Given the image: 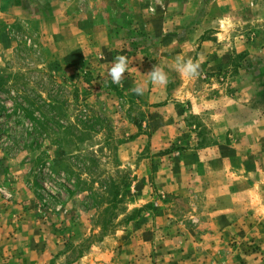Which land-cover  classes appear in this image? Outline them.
<instances>
[{"label": "rangeland", "instance_id": "374dc122", "mask_svg": "<svg viewBox=\"0 0 264 264\" xmlns=\"http://www.w3.org/2000/svg\"><path fill=\"white\" fill-rule=\"evenodd\" d=\"M15 1L47 18L38 30L0 15V264H170L162 237L197 227L211 202L252 200L230 186L264 179V0ZM121 54L132 64L117 85ZM177 56L200 75L184 78ZM155 65L164 86L147 82ZM97 115L108 127L75 125L97 129ZM195 150L210 158L183 159ZM221 175L223 192L204 195ZM179 177L185 192H166Z\"/></svg>", "mask_w": 264, "mask_h": 264}, {"label": "crops", "instance_id": "0c3cea01", "mask_svg": "<svg viewBox=\"0 0 264 264\" xmlns=\"http://www.w3.org/2000/svg\"><path fill=\"white\" fill-rule=\"evenodd\" d=\"M61 0H50L49 8H55ZM54 5V6H53ZM6 12H13L15 15L26 17L28 24L32 29H42L43 22L47 18V13L44 18L42 14H31L24 9L15 0H0V15H6ZM90 16L89 11L85 14ZM91 31L90 28L86 29ZM193 157L197 160H208V156L202 151H189L183 155V159ZM226 157V156H225ZM182 159V158H181ZM227 163V160H225ZM205 165V164H203ZM212 169V165L211 168ZM209 169V170H210ZM208 170V171H209ZM183 171V170H182ZM181 176V175H178ZM218 187L212 184L205 188L204 195L207 192H223L226 187V177L221 175ZM250 177V176H249ZM241 181V186L237 188L234 184L230 187L236 189L239 193L249 194L250 201H231L226 205L220 204L218 201L211 202L207 206V213L205 219H201L197 227L180 228L179 233L171 236L162 237L159 244V253L165 263L170 264H240L236 262L233 256L236 254L237 248L248 244H261L264 246V179L255 180L244 176H235ZM167 185L166 192L183 193L186 187L185 177L178 178L177 186L171 184V179L165 180ZM221 185V186H220ZM201 186V185H200ZM263 193V194H262ZM167 211L161 209L156 221L163 223L167 221ZM170 217V215H169ZM169 221V220H168ZM152 234V233H151ZM236 241L237 245H231L225 251L221 249L220 241ZM240 242V243H238ZM241 245V246H240ZM262 247V246H261ZM132 249L129 254L132 257ZM137 252V250H136ZM257 252V253H256ZM225 255L224 261L222 257ZM237 256V255H236ZM252 258H245L243 264H264V249L251 251L250 254L245 255ZM136 262V258H132ZM239 259V258H238Z\"/></svg>", "mask_w": 264, "mask_h": 264}, {"label": "clouds", "instance_id": "9594fccd", "mask_svg": "<svg viewBox=\"0 0 264 264\" xmlns=\"http://www.w3.org/2000/svg\"><path fill=\"white\" fill-rule=\"evenodd\" d=\"M132 60L125 55H117L112 62L110 68L107 70V76L111 78L114 84L120 85L125 78V73L128 72ZM176 70L187 79H193L200 75L201 61L196 59H185L182 56L175 58ZM148 81L153 86H164L168 82L167 73L159 66H153L147 74ZM137 95H143L145 91V83H137L132 89Z\"/></svg>", "mask_w": 264, "mask_h": 264}, {"label": "trees", "instance_id": "16d2710c", "mask_svg": "<svg viewBox=\"0 0 264 264\" xmlns=\"http://www.w3.org/2000/svg\"><path fill=\"white\" fill-rule=\"evenodd\" d=\"M22 105H26L25 104V102L22 104ZM79 120V118H77V121L75 122L76 124L75 125H78L79 124V122L80 123H83V125H85L84 127H86L87 129H89V130H95V131H98L99 129H100V127H102V125L100 126V124L101 123H103V125L105 126L106 125V127H108V121H107V119H105L103 116H101V115H97L96 116V123H99V126H98V128L96 129L95 128V126H94V121H92V120H90V119H88V118H85V119H81L80 121H78ZM107 123V124H106ZM137 125V127H139L138 129L140 130V126H139V124H136ZM77 136H79V137H81L80 135H77ZM113 185H111L113 188H115L116 190H113V192H112V194H111V198H109V203H107L106 204V206L103 208V210H102V215L104 216V215H106V214H108L109 213V211H111V212H113V208L114 207H116V205H117V203H116V199H117V197H118V194H119V184L118 183H112ZM130 217V215L129 216H127V219ZM105 227H107V224L106 223H103L102 224V228L103 229H105Z\"/></svg>", "mask_w": 264, "mask_h": 264}]
</instances>
